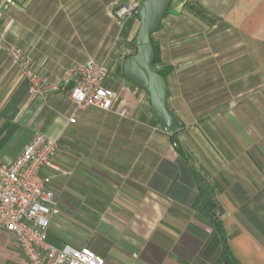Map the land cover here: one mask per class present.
<instances>
[{"label":"crops","instance_id":"crops-1","mask_svg":"<svg viewBox=\"0 0 264 264\" xmlns=\"http://www.w3.org/2000/svg\"><path fill=\"white\" fill-rule=\"evenodd\" d=\"M201 5L220 18L216 39L204 31L172 37L166 62L167 31L154 33L173 67L168 103L185 124L176 134L179 152L148 94L122 78L136 17L116 36L124 45L108 47L117 67L107 85L121 82L128 117L87 108L69 123L73 105L62 79L95 55L112 21L110 5L0 4V44L27 52L51 84L32 98L29 82L0 51V160L13 161L36 131L58 140L59 170L51 173L60 213L50 223L51 243L88 246L105 264H264V0ZM198 96L212 108L189 109ZM0 264H30L5 229Z\"/></svg>","mask_w":264,"mask_h":264},{"label":"built area","instance_id":"built-area-1","mask_svg":"<svg viewBox=\"0 0 264 264\" xmlns=\"http://www.w3.org/2000/svg\"><path fill=\"white\" fill-rule=\"evenodd\" d=\"M142 2L110 5L108 14L122 27L136 16ZM0 51L7 54L10 67L29 82L32 98L43 96L51 88L49 80L37 73L31 57L23 49L0 44ZM109 75L108 62L94 57L66 69L62 85L70 87L73 105L69 123H75L78 114L87 108L128 117L127 107L117 101L115 89L107 85ZM58 147L56 138L36 131L13 161L0 160V229L14 236L30 264H105V258L88 246L69 243L57 246L48 240L51 220L60 213L59 200L52 188V173L59 170L53 162Z\"/></svg>","mask_w":264,"mask_h":264},{"label":"rangeland","instance_id":"rangeland-1","mask_svg":"<svg viewBox=\"0 0 264 264\" xmlns=\"http://www.w3.org/2000/svg\"><path fill=\"white\" fill-rule=\"evenodd\" d=\"M1 1H0L1 5H87L89 6V5H124L128 3H132L135 0H9L10 2H8V0H1ZM173 1L174 2H172L169 7V12L167 16L165 17V19H163V25L161 26V28L163 27V29L167 31L166 35L163 38L164 54H165L166 62L167 60H169L168 59L169 58L168 51H169V45H170L169 42L171 41L172 37H174L172 40H175L176 37L180 39L181 37L185 38L186 36L190 35L189 37L190 39H192L193 37H191V35H194L195 37L200 36L202 31H204V34H207V35L210 34L212 37L213 34H217L219 33V31L221 32V29H222V23L220 21V18L216 17L213 14H209L208 13L209 11H207V9L203 5H201V0H173ZM182 3H186L187 5H182ZM189 3L190 4L192 3L193 5H188ZM106 26H107L106 34L104 35L103 33L105 31L104 30L105 28H104L103 31H101L102 34L99 36V43H98V47L96 49L95 55H93V53L92 55L95 59H98V60L103 59L108 62L109 69H110V75H109L108 81L111 82L112 80L115 79L114 73L116 72L117 66L114 64L117 59L112 58L114 54V50L113 51L109 50L110 45L111 46L113 45L114 49H116L117 46L118 47L120 45L123 46L124 43L122 44L121 39L116 37L117 34L119 37V31L121 29V26L118 24L116 19L112 18L111 22L109 19L108 24ZM169 27L177 30V33L168 30ZM100 29H102V26L98 28L99 31ZM213 39H216V38L212 37L211 41ZM157 43L159 44V41ZM215 44L217 43L213 42L211 43V46H216ZM197 48H200V47H197ZM211 48L213 49V47ZM160 49L163 55V49L161 48V45H160ZM134 50L133 52H135ZM106 54L108 55L105 56ZM183 54H185L184 51L182 52L181 55ZM178 75H179L178 76L179 79L184 80L185 71H182V72L180 71ZM122 78L127 80L124 76ZM123 79H121V81H123ZM120 84L121 82L120 83L113 82V87L116 91L118 102H122L121 94H120V88H121ZM200 84L198 85L200 86ZM263 91L259 87L258 89L259 96L264 94ZM199 100L201 102L199 103L201 104V106H196ZM199 100L196 101L193 105L189 106L188 108L197 109V110L199 109L198 112H200L201 114L205 108L206 110H208L209 108H212L209 106L207 107V104H205V100L203 99V97H200ZM183 116L185 115L183 114ZM215 121H217V119ZM190 124H194V123L191 121Z\"/></svg>","mask_w":264,"mask_h":264},{"label":"water","instance_id":"water-1","mask_svg":"<svg viewBox=\"0 0 264 264\" xmlns=\"http://www.w3.org/2000/svg\"><path fill=\"white\" fill-rule=\"evenodd\" d=\"M173 0H143L137 17L140 23L135 35L134 54L122 64V73L128 81L147 92L155 119L170 133L184 129L183 120L168 107L167 79L153 70L155 50L152 35L159 29Z\"/></svg>","mask_w":264,"mask_h":264},{"label":"trees","instance_id":"trees-1","mask_svg":"<svg viewBox=\"0 0 264 264\" xmlns=\"http://www.w3.org/2000/svg\"><path fill=\"white\" fill-rule=\"evenodd\" d=\"M168 12H169V10H168ZM168 12L166 13L165 17L167 16ZM135 17L138 19L137 14H136ZM165 17H164V19H165ZM162 25H163V22H162L161 26H162ZM161 26L159 27L158 30H160ZM158 30H157V31H158ZM134 39H135V36H134V38L132 39V44H133L134 49H135L136 47H135V44H134ZM152 44H153V46H154V50H155V60H154V62H153V64H152V68H153V70H155V71L161 73L166 79H168V76L170 75V73H171L173 67H172V65L167 64V63H165V62L163 61L162 53H161V49H160V45L154 40V34L152 35ZM133 54H134V53H133ZM127 57H128V56H127ZM127 57H126V58H127ZM121 72H122V66H121ZM122 75H123V73H122ZM123 76H124V75H123ZM124 77H125V76H124ZM125 78H126V77H125ZM69 88H70V87H69ZM167 104H168L169 109L171 110L170 105H169L168 102H167ZM171 111H172V110H171ZM172 112H173V111H172ZM156 121H157V120H156ZM157 122H158V121H157ZM158 123H159V122H158ZM176 134H177V132H176V133H171V141L173 142L175 148H176L179 152H183V151H184V150H183V147H182L181 143L178 141V139L176 138Z\"/></svg>","mask_w":264,"mask_h":264}]
</instances>
